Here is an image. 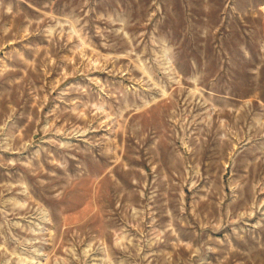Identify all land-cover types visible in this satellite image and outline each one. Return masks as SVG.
<instances>
[{"label": "rangeland", "instance_id": "rangeland-1", "mask_svg": "<svg viewBox=\"0 0 264 264\" xmlns=\"http://www.w3.org/2000/svg\"><path fill=\"white\" fill-rule=\"evenodd\" d=\"M0 264H264V0H0Z\"/></svg>", "mask_w": 264, "mask_h": 264}]
</instances>
